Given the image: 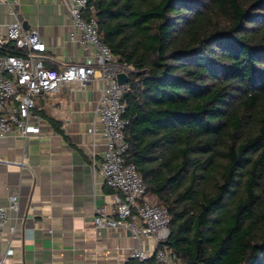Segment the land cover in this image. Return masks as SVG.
I'll return each mask as SVG.
<instances>
[{
  "label": "trees",
  "instance_id": "16d2710c",
  "mask_svg": "<svg viewBox=\"0 0 264 264\" xmlns=\"http://www.w3.org/2000/svg\"><path fill=\"white\" fill-rule=\"evenodd\" d=\"M90 6L115 62L136 70L126 162L167 210L164 245L182 264H264V0Z\"/></svg>",
  "mask_w": 264,
  "mask_h": 264
},
{
  "label": "crops",
  "instance_id": "0c3cea01",
  "mask_svg": "<svg viewBox=\"0 0 264 264\" xmlns=\"http://www.w3.org/2000/svg\"><path fill=\"white\" fill-rule=\"evenodd\" d=\"M15 9L13 16L0 5V37L15 22L37 29L47 67L60 70L92 56L70 42L72 25L62 0H18ZM100 90V80L92 79L80 90L42 94L35 99L37 119L29 121L28 137H0V206L7 209L0 231L3 264H126L136 247L125 231L98 235L93 227L96 206L114 209L107 187H95L89 167L91 144L103 150L94 113ZM9 197H16L17 210L9 208Z\"/></svg>",
  "mask_w": 264,
  "mask_h": 264
},
{
  "label": "built area",
  "instance_id": "2783aa9c",
  "mask_svg": "<svg viewBox=\"0 0 264 264\" xmlns=\"http://www.w3.org/2000/svg\"><path fill=\"white\" fill-rule=\"evenodd\" d=\"M91 0H62L72 25L70 42L89 49L92 56L60 70L46 66V45L37 29H24L19 22L10 24L0 37V137H28L29 121L37 119L35 99L42 94H54L62 89L80 90L92 79L101 82L100 97L95 107V119L101 126L103 150L98 153L91 144L89 167L94 185L107 187L112 213L104 205L95 207L93 227L121 230L129 234L136 247L126 264H182L164 245L169 237L170 219L167 210L145 194V185L135 167L126 162L128 145L124 130L128 120L123 117V95L128 89V76L136 70L127 63H117L98 35ZM8 12L16 16L18 0H0ZM10 47V48H9ZM12 49L14 53H8ZM122 75L126 83H119ZM10 209L17 210L16 197H9ZM7 220V209L0 206V231ZM13 232V229L11 230ZM43 258H51L44 255ZM3 264V262H0Z\"/></svg>",
  "mask_w": 264,
  "mask_h": 264
},
{
  "label": "water",
  "instance_id": "95a60500",
  "mask_svg": "<svg viewBox=\"0 0 264 264\" xmlns=\"http://www.w3.org/2000/svg\"><path fill=\"white\" fill-rule=\"evenodd\" d=\"M118 82L121 84V83H126V79H125V77L124 76H122V75H119L118 76Z\"/></svg>",
  "mask_w": 264,
  "mask_h": 264
},
{
  "label": "rangeland",
  "instance_id": "374dc122",
  "mask_svg": "<svg viewBox=\"0 0 264 264\" xmlns=\"http://www.w3.org/2000/svg\"><path fill=\"white\" fill-rule=\"evenodd\" d=\"M148 198H150L152 201L156 202L154 198H152V197H149V196H148ZM156 203H157V202H156Z\"/></svg>",
  "mask_w": 264,
  "mask_h": 264
}]
</instances>
